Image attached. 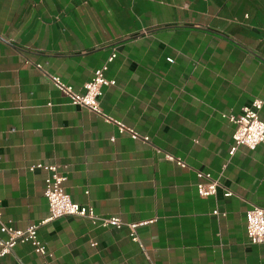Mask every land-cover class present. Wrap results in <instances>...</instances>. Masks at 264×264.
<instances>
[{
  "label": "crops",
  "instance_id": "0c3cea01",
  "mask_svg": "<svg viewBox=\"0 0 264 264\" xmlns=\"http://www.w3.org/2000/svg\"><path fill=\"white\" fill-rule=\"evenodd\" d=\"M105 65L116 85L102 110L141 139L72 105L48 77L81 92ZM256 99L264 0H0L2 220L25 230L50 218L48 172L29 170L43 164L97 215L154 221L135 242L127 227L57 219L39 228L51 257L18 244L0 264H264L246 219L264 208V144L232 155L226 117ZM198 172L219 181L217 196L200 197Z\"/></svg>",
  "mask_w": 264,
  "mask_h": 264
},
{
  "label": "built area",
  "instance_id": "2783aa9c",
  "mask_svg": "<svg viewBox=\"0 0 264 264\" xmlns=\"http://www.w3.org/2000/svg\"><path fill=\"white\" fill-rule=\"evenodd\" d=\"M116 55L113 54L109 59V63L113 62ZM42 69L41 66H38ZM108 65L103 66L95 72L94 78L91 82L84 85L83 91L79 92L73 87L65 84L60 78L55 76H48L54 87L65 97L68 101L77 107L88 109L91 112L102 117L107 123L115 124L121 133L128 132L134 140L141 139V136L132 129L127 128L123 124L115 121L110 116L106 115L101 107V98L105 88L116 85V82L109 80L106 77ZM264 109V99H256L251 105L242 109L240 115L226 116L232 123L236 125L234 135L235 148L231 154L234 155L238 147L244 146L250 150H255L260 145L264 144V121L260 117L261 111ZM148 141V138H144ZM167 159L176 162L178 165L185 167L186 165L173 156H167ZM45 169L48 172V177L45 181V197L49 204L50 218L43 222L45 225L61 218H84L94 226L102 228H112L121 230L125 227L131 231V238L135 242H139L137 229L149 225L151 222H142L139 224H125L120 218H107L97 215L94 208L75 203L71 196L66 193L64 184L67 177L60 173V167L57 165L45 166L38 164L31 166L29 170L35 172L36 170ZM198 178L201 182L198 184V193L202 198H210L217 196L218 189L221 187L218 180H215L210 174L198 172ZM233 194L226 192L225 197L229 198ZM213 215L219 217L222 215L219 210H215ZM247 219V234L252 244L264 247V208L253 207L246 214ZM41 225H31L25 230L17 229L13 221H3L0 215V232L8 237L3 240L0 237V259L5 258L13 252V249L18 244H28L32 246L35 253L43 257H51L46 245L39 239V228ZM149 264H155L149 261Z\"/></svg>",
  "mask_w": 264,
  "mask_h": 264
}]
</instances>
